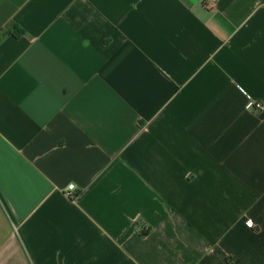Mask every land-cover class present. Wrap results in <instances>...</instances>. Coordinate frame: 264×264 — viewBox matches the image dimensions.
<instances>
[{
	"label": "crops",
	"instance_id": "0c3cea01",
	"mask_svg": "<svg viewBox=\"0 0 264 264\" xmlns=\"http://www.w3.org/2000/svg\"><path fill=\"white\" fill-rule=\"evenodd\" d=\"M248 96L264 0H0V264H264Z\"/></svg>",
	"mask_w": 264,
	"mask_h": 264
},
{
	"label": "built area",
	"instance_id": "2783aa9c",
	"mask_svg": "<svg viewBox=\"0 0 264 264\" xmlns=\"http://www.w3.org/2000/svg\"><path fill=\"white\" fill-rule=\"evenodd\" d=\"M247 98H248V103H249V105H251V109L254 112H256V111L258 112V111H262L263 110L264 106H263V104L260 101H257V100L253 99L250 96H248ZM67 188H68L67 189L68 192L65 193V195L68 198H70L72 196L70 191L73 190L74 187H73V185H69ZM248 223H249L250 226H252V222L251 221H248Z\"/></svg>",
	"mask_w": 264,
	"mask_h": 264
},
{
	"label": "trees",
	"instance_id": "16d2710c",
	"mask_svg": "<svg viewBox=\"0 0 264 264\" xmlns=\"http://www.w3.org/2000/svg\"><path fill=\"white\" fill-rule=\"evenodd\" d=\"M9 27H11L13 29V31H14V32H12L14 37L19 38L21 35H23L22 29H19V31H16L15 26L14 25H11V24H9V25L6 26V28H9Z\"/></svg>",
	"mask_w": 264,
	"mask_h": 264
}]
</instances>
